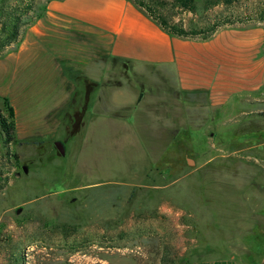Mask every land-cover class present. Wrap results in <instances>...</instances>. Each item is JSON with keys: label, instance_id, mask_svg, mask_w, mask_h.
Masks as SVG:
<instances>
[{"label": "rangeland", "instance_id": "1", "mask_svg": "<svg viewBox=\"0 0 264 264\" xmlns=\"http://www.w3.org/2000/svg\"><path fill=\"white\" fill-rule=\"evenodd\" d=\"M136 1L172 34L203 38L252 18L264 25V0ZM3 37L0 15V58ZM103 62L121 68L105 84L134 81L151 106L194 100L199 117L188 116L187 104L168 107L169 117H183L159 121L163 139L142 120L131 127L91 122L83 135L60 126L54 135H18L8 148L0 137V264H198L213 259L209 244L219 250L226 240L237 259L254 262L264 249V199L255 201L264 194V97L248 104V90L238 86L250 81L240 77L212 107L205 94L161 83L159 70L127 74L129 64ZM83 102L82 91L72 97L69 118ZM0 107L7 115L1 99ZM55 141L64 143L63 155Z\"/></svg>", "mask_w": 264, "mask_h": 264}, {"label": "crops", "instance_id": "2", "mask_svg": "<svg viewBox=\"0 0 264 264\" xmlns=\"http://www.w3.org/2000/svg\"><path fill=\"white\" fill-rule=\"evenodd\" d=\"M263 45L264 25L257 18L218 26L201 38L169 34L132 0H51L41 16L25 29L18 46L0 58V98H6L13 108L16 138L54 135L60 126L67 134V105L73 96L81 91L84 94L87 80L97 85L89 93L84 123L76 134L83 135L91 122L109 120L131 127L142 120L150 131L156 128L158 139H163L167 128L159 121L167 117L176 121L178 114L183 117L180 111L169 117L168 107L187 104L192 109L188 116L198 118L201 103H169L163 99L151 106L142 99L144 92L134 81L105 84L114 72L121 76V68L104 63V58L117 57L115 62L129 64L127 74L159 70L161 83L165 81L174 90L192 95L205 94L212 107L223 104L232 85L245 77L250 81L248 87H238L248 90L246 102L252 104L264 97ZM260 53L263 56L258 57ZM76 64L82 69L72 72ZM171 86L164 87V91ZM126 89L132 93L126 95ZM149 121L157 124L152 126ZM159 155L162 158L164 152ZM261 199L262 193L255 201ZM259 216L264 221V215ZM227 242L219 250L217 244H209L213 259L196 262L264 264V249L254 262H243L227 248ZM242 246L250 250L248 244Z\"/></svg>", "mask_w": 264, "mask_h": 264}, {"label": "trees", "instance_id": "3", "mask_svg": "<svg viewBox=\"0 0 264 264\" xmlns=\"http://www.w3.org/2000/svg\"><path fill=\"white\" fill-rule=\"evenodd\" d=\"M40 0H3V6L0 7V15L3 16V55L14 50L25 31V29L32 24L41 14L46 10L47 3L51 0H46L45 4H38ZM137 6L143 9L161 28L173 35L164 24L158 21L148 10L144 9L143 3L132 0ZM193 32H187L183 29H176L175 35H192ZM14 45L13 48L4 51L6 46ZM117 60V57L112 58ZM97 84L90 81H85L84 88V102L82 106L72 113L70 122L67 127L68 135L78 133L84 123V115L86 111V103L89 93ZM6 105L7 115L3 113L0 107V137L5 148H8L9 143L16 139L15 135V122L13 108L6 98H0Z\"/></svg>", "mask_w": 264, "mask_h": 264}, {"label": "water", "instance_id": "4", "mask_svg": "<svg viewBox=\"0 0 264 264\" xmlns=\"http://www.w3.org/2000/svg\"><path fill=\"white\" fill-rule=\"evenodd\" d=\"M54 145H55L57 151H58L60 154L63 155V154L65 153V148H64V146H63L62 141H55V142H54ZM22 169H23V171H27V167H26V166H23ZM15 175L18 176L19 173H15Z\"/></svg>", "mask_w": 264, "mask_h": 264}]
</instances>
